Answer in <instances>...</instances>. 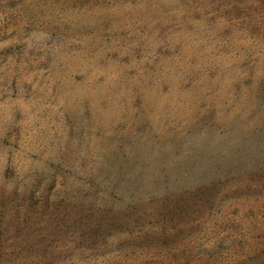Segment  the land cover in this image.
<instances>
[{"label":"rangeland","instance_id":"1","mask_svg":"<svg viewBox=\"0 0 264 264\" xmlns=\"http://www.w3.org/2000/svg\"><path fill=\"white\" fill-rule=\"evenodd\" d=\"M14 194L76 215L32 264H264V0H0L2 225Z\"/></svg>","mask_w":264,"mask_h":264},{"label":"trees","instance_id":"2","mask_svg":"<svg viewBox=\"0 0 264 264\" xmlns=\"http://www.w3.org/2000/svg\"><path fill=\"white\" fill-rule=\"evenodd\" d=\"M196 196L192 198L193 201L183 199L176 202H170L167 200L163 204L154 207L151 211H155L154 215H158L161 211L170 210L173 214V218H171V222H174L176 216V210L179 212L184 211L185 209L192 210L191 208L194 205H198V203H203V199L194 200ZM17 194H14V200H17L16 204H14V218L11 215V219L9 222H6L5 225L0 223V243H5L8 239L9 233L12 230V235H10L11 241H13L14 249L13 253L11 251L8 252L9 254H14V264H32L38 262L40 259L43 258H54L57 255H68L71 252H76V244H71L68 241H62L61 236L63 235L62 232L59 230L49 229V226L52 225H63L70 220L73 219L76 215L72 212H69L68 217L62 211V205L59 200H56V203L50 204L46 208L43 206V210L40 211L39 215V222L41 224H45L44 228H35L34 224L36 223V218L31 215L32 206L31 204L28 206L26 204V200L20 201ZM181 203V204H180ZM131 207V206H130ZM126 212H118L116 213L106 211H100L99 213L92 214L91 217L94 218L96 223L92 225H98L96 229H94L89 237H94L98 235V238L101 239L104 235H106V231L110 228H113L117 224L120 225L121 221L125 223V221H138L140 219H144L145 213L140 212L141 208H138L136 205L132 206L131 209L126 207ZM130 209V211H129ZM33 211V210H32ZM39 212V211H38ZM44 214H48L47 222L43 220ZM125 215V217H124ZM143 215V216H142ZM180 215V214H179ZM123 216V217H122ZM88 216L84 217L87 219ZM178 217V216H177ZM4 218V217H2ZM88 222L91 221V218L87 219ZM36 225V224H35ZM85 225V224H84ZM83 225V226H84ZM84 234V231H80L79 235ZM156 240V238H154ZM105 246L108 243L104 244Z\"/></svg>","mask_w":264,"mask_h":264}]
</instances>
